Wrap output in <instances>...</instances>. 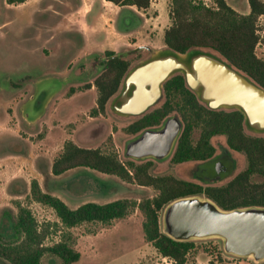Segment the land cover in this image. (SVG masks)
<instances>
[{
    "label": "rangeland",
    "instance_id": "1",
    "mask_svg": "<svg viewBox=\"0 0 264 264\" xmlns=\"http://www.w3.org/2000/svg\"><path fill=\"white\" fill-rule=\"evenodd\" d=\"M72 2L73 0H63L61 3L68 6ZM161 2L166 7L168 3L169 7L168 0ZM227 2L240 13L246 14L249 11L248 0ZM38 4L37 8L45 9H50L53 5L59 6L55 0H44ZM15 6L17 5L8 6L6 0H0V227L9 222V212L17 214V206L21 204L31 210L39 231L50 226L44 245L60 241L62 234L69 235L70 243L82 255V259L75 264H175L172 260L163 258L145 241L142 227L144 216L138 209L124 220H118L115 230L110 223L83 224L69 230L57 223V217L50 207L30 198L33 181H37L44 192L60 197L72 208L86 202L102 204L125 198L142 201L155 196L157 192L152 188L127 184L116 176L89 168H76L60 176L50 173L54 159L67 141H73L82 147L114 152L123 162L131 159L126 155V146L138 135L128 134L125 129L139 117L119 116L110 108V103L105 114L91 116L90 112L97 101L96 89L78 90L71 95L69 90L85 86L96 78L102 70L104 52L84 48L81 39L68 33L69 24L59 27L57 32L56 19L50 13L32 17L33 5L21 8ZM100 7L98 1L95 12ZM150 15L156 17L157 12L152 11ZM163 16L169 21L167 12L163 11ZM127 17L134 20L130 30L137 29L143 23L136 9L128 6L118 15L120 27L123 28ZM162 20V17L156 20V29L150 35L154 42L161 38L159 32ZM261 26L260 35L264 38V19L261 20ZM132 38L141 43L135 33ZM162 43L164 44L163 38ZM164 49L147 51L143 48H120L117 52L124 53L127 50L125 56L133 62V67ZM256 53L264 59V42L257 46ZM47 77L62 80V90L49 103L44 116L29 124L23 119L21 108L33 94L36 83ZM164 102L165 97L162 96L148 112L161 107ZM170 116L179 117L176 113ZM247 131L252 133L248 129ZM199 133V129L194 130L193 141L198 139ZM260 136L264 137V134ZM178 140L166 160H132L137 163L153 160V175L171 174L181 179L201 182L197 173L203 166L202 162L171 163ZM211 141L217 152L220 147L227 149L236 162L231 174L211 184L220 186L227 184L242 171L247 166V161L243 154L229 150L225 136H215ZM192 242L195 247L189 252L186 264H210L213 261L219 264H264V261L256 263L250 258L227 254L223 241L219 238ZM137 249H140L141 261L133 262L136 254L132 252ZM56 259L45 256L43 264H62ZM0 264L10 263L0 257Z\"/></svg>",
    "mask_w": 264,
    "mask_h": 264
},
{
    "label": "trees",
    "instance_id": "2",
    "mask_svg": "<svg viewBox=\"0 0 264 264\" xmlns=\"http://www.w3.org/2000/svg\"><path fill=\"white\" fill-rule=\"evenodd\" d=\"M28 0H6L18 5ZM117 6H131L145 12L153 0H105ZM210 2V3H208ZM250 12L242 14L231 7L227 0H170V25L165 29L163 41L166 48L180 53L193 49L212 51L230 62L264 88V59L256 49L264 42L260 35L259 18L264 16V1L248 0ZM102 70L91 82L80 88H70L69 95L78 90L95 88L96 106L91 116L103 115L122 87L124 77L133 62L125 55L106 51ZM165 102L140 116L125 131L137 135L158 127L171 114L182 120V131L171 163L206 162L216 152L212 144L215 136H225L226 144L233 152L245 156L247 166L224 185L189 181L174 175H153V160L137 163L129 159L121 161L114 152L101 148H87L67 141L61 153L54 159L51 173L60 176L76 168L91 170L120 178L123 182L154 189L157 194L142 201L117 199L107 203L86 202L70 207L60 197L44 192L37 181L31 183L30 198L50 207L60 225L72 229L83 224H108L123 219L136 209L144 216L142 224L145 241L158 253L175 264H186L194 242L176 241L162 231L161 213L172 201L187 196H205L221 208L231 210L248 206L264 207V137L249 133L244 115L238 110H212L203 104L187 86L182 74L169 79L163 86ZM199 137L193 141L194 130ZM255 178H259L256 180ZM11 214V215H10ZM9 212L8 223L0 227V257L10 264H43L45 256L57 258L62 264H74L81 253L70 243L68 234L52 245H44L48 229L38 230V223L31 210L21 204L17 214ZM56 226H58L56 224ZM210 264H219L211 262Z\"/></svg>",
    "mask_w": 264,
    "mask_h": 264
},
{
    "label": "water",
    "instance_id": "3",
    "mask_svg": "<svg viewBox=\"0 0 264 264\" xmlns=\"http://www.w3.org/2000/svg\"><path fill=\"white\" fill-rule=\"evenodd\" d=\"M182 74L197 98L212 110H238L246 128L264 134V88L219 54L203 49L186 53L171 48L153 53L131 67L122 87L110 102L113 112L122 117L146 114L163 96L164 84ZM63 84L55 78L37 83L34 94L23 105V117L35 123L46 112L52 98ZM177 116H169L161 125L149 128L129 141L126 155L131 159L170 157L182 131ZM208 176L204 184L223 180L215 157L203 163ZM235 168V167H234ZM162 231L176 241L219 238L227 254L264 261V207L248 206L225 210L205 196H187L170 202L163 211Z\"/></svg>",
    "mask_w": 264,
    "mask_h": 264
},
{
    "label": "crops",
    "instance_id": "4",
    "mask_svg": "<svg viewBox=\"0 0 264 264\" xmlns=\"http://www.w3.org/2000/svg\"><path fill=\"white\" fill-rule=\"evenodd\" d=\"M42 1H44V0H28L25 3L18 4L15 7L21 8V7H25L26 5H33L31 7L32 9H34L32 11V14H31L32 17L35 16L36 14L50 13L56 19V22H57L56 31L57 32L59 31L58 30L59 27L64 26V24H69L70 32H72V33H70V32H68V33L74 34L78 39H81L82 45L84 46V48L96 49L98 51L104 52V54L106 51H113L118 55L119 54H127L126 53L127 50L124 53L117 52L118 49H120V48L121 49L122 48H126V49L132 48L133 50H139V49L143 48V49H146L147 51H152L153 49L166 48L165 44L162 43V38L164 37L165 29L168 28V26L170 25L169 7H168V3H166L167 7L164 6V4L161 2V0H158V2L156 0H153L150 8L148 10H146L145 12L138 11L134 7L136 9V12L138 13V15L141 16V18L143 19L142 25L140 27H138L137 29H134V30H130L131 26L134 24V20L130 17H127L124 20L123 28L120 27L118 24V15L122 12L123 8L128 7V6L120 7V6L114 5L110 2H107L105 0H73V2L70 3L68 6H63L61 3L63 0H55V2L58 3L59 6L53 5L52 8H50V9H48V8L45 9L44 7L43 8H41V7L37 8V6L39 5L38 3L42 2ZM98 1H100L101 7L98 11L95 12V4ZM262 1H264V0H262ZM168 2H170V0H168ZM8 6H9V4H8ZM10 6H13V5H10ZM248 9H249V11L246 14H248L250 12V8H248ZM152 11L157 12L156 17H153L150 15ZM163 11L165 13L167 12L169 21L167 19L163 18L164 17ZM161 17L163 19L162 23H161L162 29L159 32L161 38L158 42H154L152 39H150V35L156 29V27H155L156 20L160 19ZM262 19H264V16H261L259 18L260 28H262V26H261V20ZM134 33H135V35H138L139 39L141 40V43L133 40L132 35ZM48 78L58 79L62 84H64L63 81L60 80L59 78L47 77L45 79H48ZM42 80H44V78L39 80L38 82H40ZM37 83H36V86H37ZM36 86H35V89H36ZM35 89H34V92H35ZM34 92H33V94H34ZM21 110H22V108H21ZM21 114L23 117V111L21 112ZM23 119L25 120L24 117H23ZM39 120H37V121H39ZM51 167H52V165H51ZM51 167H50V173H51ZM73 208H76V207H73ZM118 220H122V219H117V220H113L110 222V225H111L113 230L117 229V227H118L117 221ZM123 220H124V218H123ZM56 221H57V223L60 224L58 218ZM72 229H74V228H72ZM72 229H70V230H72ZM87 237H90V236H87ZM132 253L136 254L134 256L135 259L133 262H140L141 261L140 249H137L136 251H134ZM50 258L55 259L54 257H50ZM163 258H165V257H163ZM81 259H82V255H81L80 260Z\"/></svg>",
    "mask_w": 264,
    "mask_h": 264
},
{
    "label": "flooded vegetation",
    "instance_id": "5",
    "mask_svg": "<svg viewBox=\"0 0 264 264\" xmlns=\"http://www.w3.org/2000/svg\"><path fill=\"white\" fill-rule=\"evenodd\" d=\"M181 122H182V120H181ZM213 157H215V162L220 164V167H221L220 168V173H225V174H227V176L229 174H231V172L233 171V169L235 167L236 162H235L234 158L231 157V154H230V152L227 149H225L223 147H220V150L218 152L216 151L215 155ZM202 163H204V162H202ZM201 167H200V170L197 173V176H199V177L208 176V174H207L208 171H206L205 165L201 166Z\"/></svg>",
    "mask_w": 264,
    "mask_h": 264
}]
</instances>
